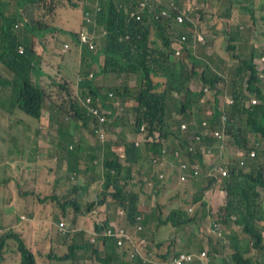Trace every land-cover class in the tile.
<instances>
[{"label":"trees","instance_id":"trees-1","mask_svg":"<svg viewBox=\"0 0 264 264\" xmlns=\"http://www.w3.org/2000/svg\"><path fill=\"white\" fill-rule=\"evenodd\" d=\"M14 1L9 6V0H0V65L4 67V71L0 68V140L10 145V151L6 150L1 155L6 161L2 159L5 175L0 180V187L9 181L13 169L24 171V189L21 194L43 203L40 210L33 206L25 214L28 217L40 215L44 213L43 207L47 202L56 201L65 194V182L80 173V161L86 159V150L82 146L90 150L93 146L80 142L83 133L98 138L100 131L107 133L120 126L110 132L112 136V133L124 127L134 128L143 123L151 140L141 147L127 144L125 148L138 162V174L131 179V185H136L141 178L143 181L155 179L157 165L161 161V140L168 131H172L173 126H178L179 121L186 119L190 124L189 134L178 136L182 138L181 148L188 153L192 167L200 169L192 202L201 201L204 205L202 218L206 215L204 210L207 207L202 198L204 192L208 190L218 198L217 210H211L212 205L209 210L210 220L218 226L216 244L212 243L214 237L211 232L206 235L212 240L209 245L214 248L216 256L221 257V263L217 264H263L264 190H258L264 189V88L258 86L263 79L251 58L240 59L238 54L244 46L240 36L231 29L224 30L227 20L224 18L231 17L230 10L223 13L225 7H222L220 0H200L209 1L212 7H217L214 13H202L204 19L211 16L213 21L205 33L202 21L195 25L189 20H176L181 14L180 5L184 0ZM94 2L95 6L92 5ZM191 5L196 6V1ZM115 7L132 15L144 24L143 28L136 29L133 24L126 26L125 16L117 12ZM104 8L107 10V24L112 25L105 44L106 64L121 69L125 75L134 73L137 84L132 90L125 87L123 93L116 92L115 85L102 87V91L99 88L98 99L97 91L93 90L92 106L97 109V114L87 115L82 103L77 100L73 102L70 92H61L57 81L58 67L67 66L60 60L65 55L61 51L65 41L61 33L66 32L73 39L76 37V31L61 22L58 9L68 10L69 14L75 16L69 26L82 29L87 25L84 17L87 10L91 11L92 19L100 25L101 15L98 20L97 12ZM246 23L264 34L263 22L249 19ZM124 30L136 33L140 40L134 43L120 41L119 35ZM149 30L153 47L147 45ZM25 32L30 33L29 39L25 38ZM20 46L22 52L19 51ZM176 51L179 52L176 56L178 59L173 57ZM199 65H204L203 70L200 71ZM157 77L162 79L158 82ZM192 77H200L202 84L208 85L207 90L203 86L202 91L195 92L189 87L188 82ZM178 79L182 80L181 86L177 84ZM141 82H145V87ZM220 83L223 84L221 88L218 87ZM157 87L163 88L158 90ZM227 90L232 98L231 103L227 101ZM167 94H178L181 105L176 104L179 107L177 113L170 114L167 111ZM131 100L136 101L137 106L132 112H128V109L123 112V107L127 108ZM45 114L48 115V125L57 124L53 128L57 129V138L50 144L41 143L44 134L40 123ZM99 116L103 117V122ZM217 117L221 118L225 131L222 137L225 141L229 138L226 145L231 147L227 160L219 164L216 161L225 141L214 136L215 129H220L213 122ZM205 126L209 135L204 144L190 151L183 137L190 135L194 138ZM135 131L140 132V129ZM97 145H101V141ZM106 147L111 153L109 141ZM208 148H211L210 153ZM253 151L256 153L252 155ZM8 153L16 156L14 166L7 163ZM242 160L245 161L244 165H240ZM208 163L211 173H206L205 165ZM40 167L47 168L44 175L40 174ZM222 170H227L228 174L221 176ZM63 180L65 184L60 186ZM40 186L46 190H40ZM159 195L156 187L140 188L142 201L150 207L145 220L156 225L164 223L165 204ZM136 199V195L130 197L132 214L135 212ZM4 203V196L0 194L1 221L8 225L3 216L6 212L3 210ZM10 208L11 204L7 206V209ZM18 211L14 225L22 228L30 220L23 219ZM200 211L187 216L184 211L173 209V213L171 210L168 216L177 225L176 229L186 232L191 229V225L203 226V223H196ZM211 226L214 227L213 224ZM5 239H13V243L11 253L0 251V264H75L65 253L48 248L39 232L27 238L23 230L8 231L0 237V249ZM180 239V236H175L165 244L164 250L168 255L176 257L177 250L183 252L184 248L191 251L203 247V239L192 241L190 238L184 248L179 247L182 244ZM77 244V249L83 251L97 249L102 244L105 249L116 253V242L111 237L97 236V247L83 237ZM148 248V260L138 264H162L160 257L167 259V254H161L158 239L153 238ZM99 259L107 262L104 257L100 256Z\"/></svg>","mask_w":264,"mask_h":264},{"label":"clouds","instance_id":"clouds-1","mask_svg":"<svg viewBox=\"0 0 264 264\" xmlns=\"http://www.w3.org/2000/svg\"><path fill=\"white\" fill-rule=\"evenodd\" d=\"M226 1H231L232 5L230 8L231 17L224 22V30L231 29L233 33H237L240 36L244 44L242 52L238 54L240 59L251 58L253 60L252 63L255 65L256 69H258L257 73L262 77V71H264V68H261L264 67V34L256 31L253 26L248 25L246 22L249 19H254L264 23V0H220L223 4L222 7H225L224 3ZM14 3V0H9V6H12ZM92 5L95 6L96 3L94 2ZM210 6L212 7V5ZM115 8L117 12L125 16L126 26L128 24H133L136 29L143 28L144 24L132 15L125 13L119 7ZM212 8L217 10V7ZM106 11V8L98 9L97 19L99 20L101 15L100 25H97L95 20L92 19L91 11L89 10H87L84 15L87 25L83 26L82 29L68 25L67 28H73L76 31V37L73 39L67 33L68 37L64 39L65 41L61 47V51L65 55L60 57V60L67 63V66L58 67L57 81L60 85V90L64 94L70 92V97L73 102L74 100H77L79 103H82V107L85 108L87 115L94 112V114H97V109H94L92 106L93 97L91 96V92L93 90L97 91L96 99H98L100 97L99 88H101L102 91V87L115 85L116 92L123 93L125 87L132 90L137 84L136 79L133 84H130V81L136 78L134 73L125 75L121 69L106 64L105 44L112 27V25L107 24L105 16ZM164 12L165 11H163V13ZM189 14H191V12ZM182 16L184 18L189 17V15ZM176 20H178V17ZM184 21L185 20L181 22ZM235 21H239L238 26L233 24ZM116 23L117 20L113 23V26L116 25ZM26 33L27 32H25L24 36L29 39L30 33H27L28 35H26ZM151 37L152 35L149 30V40L147 42L149 47H153ZM119 40L134 43L140 40V36L136 33L132 34L128 30H124L120 33ZM19 51H23L22 46L19 47ZM178 54L179 52L176 51L173 57L175 58ZM70 56H72L73 59L68 61L67 57ZM105 70L108 72H105ZM72 72L76 74L74 83H70L69 81V75ZM111 78L114 80L120 78V82H107V80ZM161 79L162 78L157 77L158 82ZM189 82L190 87L195 92L202 91L196 87V85H198L197 78L192 77ZM141 85L145 87V82H141ZM163 87H157V89L160 90ZM207 88L208 85H205L204 90H207ZM167 95L178 98V94ZM227 101L231 103L232 98L227 99ZM136 106L137 102L131 100L127 108L123 107V112H127V109L128 112H132ZM165 107L167 109L166 102ZM167 111L170 114L174 113L168 109ZM123 112L118 113L122 114ZM99 119L102 122L104 121L102 116H99ZM177 120L179 119L177 118ZM179 122L180 124L178 126H173L172 131H168L165 138L161 140V161L158 162L155 179L143 181L141 178L140 180H137L136 185H131V179L138 174V162L136 163V160L130 156V153L126 151L125 148L127 144H135L136 146L141 147V145L146 143L147 140H151V138L148 139V130L143 123L138 127H134L135 130L138 128L140 129V132L134 131L135 135L132 134L130 130L133 127H124L115 134L112 133V136L110 135V132L119 129L120 126L112 128L111 131H108L107 133L100 131L98 138L89 134L96 138V144H93L91 150L87 146H82L86 150L84 152L87 155H85L86 159L80 161L82 164L80 173L72 177L71 181L65 182V194L56 201L47 202L43 207L44 213L36 215L34 219H30V217L25 214H20V212H18L19 215L23 219L27 218L30 221L34 220L38 224L36 231L45 238L46 246L50 249H54L56 252L65 253L69 257V260L75 264L144 263V261L148 260V255L146 253L149 249L148 247L152 244L153 238L160 241L161 254H167L164 250V246L169 240H173L175 236H180L181 239L179 241L186 243L187 239L190 238L196 228H200L204 233V249L202 248L197 253H195L194 250L183 252L177 250L176 257H172L168 254L167 259L160 257L162 264H203L200 258L202 252L206 253L208 258L207 264L221 263L218 261L221 257L216 256L214 248L212 249L211 245H209L210 242L206 241L208 238L206 235L210 232L209 228H213L211 224L217 226V224H214L210 220L209 210L211 205L209 202L206 203L207 207L204 210L206 215L202 218V207L204 205L201 204V201L192 202L191 200L193 204L199 203L195 212L201 210L197 215L199 220H197L196 223L210 221L208 223L209 225L205 227L204 224L203 226L191 225L189 231H179L176 229L177 225L171 222V218L169 220V212L172 210L173 213V209H180L184 211L187 216H192L195 212L192 215H189L180 206L172 207L168 210L169 205L164 201V223L162 225H156L155 222L145 220V215L149 212L150 207L146 205L140 197L141 186L145 189L156 187L161 193L165 188L164 186L172 181H176L178 186L186 185L191 182H193L194 186L197 185L195 180L200 174V169L192 167V163L188 158V153L181 148L180 143L182 138L178 136V134H181L182 136L185 133L189 134L190 124L186 119H182ZM48 124L49 119L46 125ZM48 126H57V124ZM218 127L221 130L216 128L215 131H219L224 135L225 131L222 129L223 126L218 125ZM205 128L206 126L201 128V130L195 134L194 138L190 137V135L183 137L185 143L189 144L190 151H192L193 148L204 144L206 137L209 135ZM128 134L134 135V137L129 138ZM214 136H216L215 133ZM56 138L52 140H56ZM97 140L101 141V145H97ZM108 141L110 142L109 149L111 153L108 152L106 147ZM90 143L92 144V142ZM2 146L4 147H1L2 152L5 153L6 150L10 151L4 145ZM207 151L210 153L211 148H208ZM252 153L255 154L256 152L253 151ZM244 164L245 161L242 160L240 165ZM208 166L211 165L209 164ZM161 170H166L167 172L160 173ZM195 170H197V173H195ZM94 182H98V185L96 186ZM179 183L181 185H179ZM258 190L263 191L264 189ZM206 191L202 195L205 202L207 200L204 198ZM132 195L137 196L135 212L133 214L130 212V197ZM195 195L196 191L193 197ZM5 215H7V212L3 213V216ZM83 216H88L93 220V227L88 230L87 235L84 233V230L79 231L75 228L78 217ZM124 220L125 224H123ZM14 229L18 232L22 231L20 228H16V225L14 224L10 226L4 224L1 221L0 216V237L6 232L13 231ZM167 231L169 233L168 237L165 236ZM80 232L83 234L82 236ZM157 234L160 238L157 237ZM76 235L83 237V239H89L93 244H96L97 236L102 235L111 237L116 242V253L105 249L102 244H99L97 249L95 248L89 251L77 249V241H80V239L76 241ZM12 243L13 239H5L4 245L0 251L11 253ZM184 249L186 250V248ZM100 256L106 258L107 262L101 261L99 259ZM155 256L157 257L156 254Z\"/></svg>","mask_w":264,"mask_h":264},{"label":"rangeland","instance_id":"rangeland-1","mask_svg":"<svg viewBox=\"0 0 264 264\" xmlns=\"http://www.w3.org/2000/svg\"><path fill=\"white\" fill-rule=\"evenodd\" d=\"M195 1H196V6L192 7L191 4H193V2H195ZM199 1L200 0H184L183 4L180 5L181 6L180 11H181V14L184 15V16H188L189 13L191 12L189 17H185L184 20H189V21L193 22L195 25L196 24H200V23L203 22L204 29L206 30L205 33H207V31H209L208 29H210L208 27L211 25V23L213 21H212V17L211 16H209V18L206 17L204 19L202 17V13L204 11H208L209 13L210 12L214 13L216 10H215V8H212L210 6V2L209 1L208 2H203V1L199 2ZM224 4H225V9H224L223 13L227 12L228 10H230L232 2L231 1H226ZM223 8H224V6H223ZM220 11H222V10H220ZM58 14H59V17L61 18V22H63V24L66 27H68L69 22L75 18V16L73 14H69L68 10H64V9H58ZM229 18L230 17L227 16V17L224 18V20L229 19ZM218 20L219 19L216 18L217 22H218ZM56 23H58V21ZM233 24H235V26H238L239 25V21H235ZM189 29L191 30V28H189ZM26 35H28V34L26 33ZM61 37H63L65 39V38L68 37V34L63 32V33H61ZM176 56H175V58L178 59L179 57H176ZM72 59H73L72 56L67 57L68 61H70ZM203 67H204V65L202 67H200V65H199L200 71L203 70ZM0 68H1V70L4 71V67L2 65H0ZM262 73H263V76L261 78L263 80L259 81V85L258 86H260L261 88H264V71H262ZM75 78H76V74L72 72L69 75L70 83H74ZM134 81H135V78L130 81V84H133ZM107 82L119 83L120 82V78L117 79V80H114V79L111 78V79L107 80ZM177 84L181 86L182 80L178 79L177 80ZM198 85H196V87L199 88L200 90L204 86L202 84L201 80H200V77L198 78ZM188 86L190 87L189 82H188ZM222 86H223V84H219L218 87L221 88ZM227 95H228L227 99H230L231 96H230L229 90H227ZM165 102H166L167 109L169 111L177 113L176 110H179V107L176 104L181 105V102L176 97L174 98L173 96L167 95V100ZM47 122H48V115L45 114L42 117V124H43V126H42V134H44L45 138H44L43 135L41 136V140L43 138L41 143H45V144H49L52 139L56 138V130H57V129H53L54 127H57V126H48V125H46ZM213 122L218 124V125H220V126H223L221 118H219V117H217ZM49 127H52V128H49ZM130 130H131L132 134L135 133L134 132L135 131L134 128H131ZM134 135H129L128 134V137L129 138H133ZM220 139L222 140V142L225 141L224 137H221ZM228 139L229 138H227V140L225 141V145H224V147H223V149L221 151V155L220 156L218 155L219 157L217 158V161H216L217 164H219L220 162H225L227 160V157H228V154H229L228 151L231 152V147L229 146V144H228V146L226 145ZM80 142L82 144H86V143H90V142H92V144H96V138L93 137V136H90L88 133H83L80 136ZM97 142L100 143L99 140H97ZM2 145H4L7 149H9V147H10V145H5L0 140V180H2L4 175H5L3 160L6 161V159L1 158V155L4 153V152H2V148H1V147H3ZM42 147H44V146L42 145ZM228 147H230L229 150L227 149ZM41 156H46V155H42L41 154ZM185 161H187V160H185ZM7 162H8V165H14L16 163V156L13 155V154H8L7 155ZM208 165L209 164L205 165L206 173H211L210 166H208ZM34 168H35V164L33 163L32 164V169H34ZM46 169H47L46 167H40V174L44 175L45 172H46ZM161 172H167V171L166 170H161L160 173ZM9 176L11 177L9 179V181L4 186L0 187V194H2L4 196V199H5L4 209L3 210H5L7 212V215H5L4 218L6 220V223L10 226V225L14 224L15 216H16V213H17V211L19 209L20 210L18 212H20V214H25V212L30 210L33 206L36 207L37 210H40L43 203H39L36 199H33L32 197L25 198L21 194V190L24 189L23 188L24 171H21L20 168L19 169H13ZM41 181H42V179H40V182ZM64 182H65V180L62 181V184L60 186H64ZM94 184L97 186L98 182H94ZM179 185H181V184L179 183ZM164 187H165L164 190L160 193L159 196L163 199L164 202H166V204L169 205L168 206V210L171 209L172 207L180 206L189 215H192L197 210V207H198L199 203L193 204L191 202V200L193 198V195H194V193L196 191L193 182L188 183L186 185L178 186L176 181H172V182H169ZM39 189L42 190V191L46 190L42 186H40ZM204 198L207 199L206 203L209 202L210 205L213 206V209L210 208L211 210H217L216 207H217L218 198H217V196L215 194H212V193L210 194L209 191H206V194H205ZM10 204H11V208L7 209V206L10 205ZM190 208H192V209H190ZM25 215L28 216L27 214H25ZM30 219H34V217H30ZM208 223H209V221H205L203 223L204 227L208 226L209 225ZM123 224H125V220L123 221ZM37 226H38V224L34 220L33 221L31 220V221L25 223L24 226H22V228L21 227H18V228H20L21 230L26 232L27 238H32V237H34L36 235ZM92 227H93V220L91 218H89L88 216L78 217V220H77L76 225H75V228L77 230H79V231L80 230H84V233L87 235L88 230L91 229ZM209 231L213 234L214 240H213L212 243L215 245L216 244L215 236L219 234V232L217 230V226L215 225L213 228H209ZM165 236L166 237L169 236L168 231L165 234ZM157 237L160 238L158 236V234H157ZM203 238H204V233H203V231L200 228H196L194 233L191 234V236H190V239L192 241L203 239ZM79 239H80V236L76 235L75 236V240L77 241ZM206 241H212V240L207 238ZM224 244L225 245L227 244V240L224 241ZM184 245H185V242L182 243L181 247L184 248ZM204 247H205V245L203 244V247L201 246V247L196 248L194 250V252L197 253L202 248L204 249ZM185 251H187V250H185ZM218 261L221 262V259H218ZM262 263L264 264V256L262 258Z\"/></svg>","mask_w":264,"mask_h":264},{"label":"built area","instance_id":"built-area-1","mask_svg":"<svg viewBox=\"0 0 264 264\" xmlns=\"http://www.w3.org/2000/svg\"><path fill=\"white\" fill-rule=\"evenodd\" d=\"M183 19H184V17H183L181 14L178 15V20H179V21H182ZM177 52H178V51H177ZM214 133H215V135L218 136V137H222V136H223V134H222L221 132H219V131H215ZM252 154H253V153H252ZM195 173H197V170H195ZM227 174H228V171H227V170H222V172H221V175H222V176H223V175H227ZM200 258H201L203 264H207V263H208V258H207V256H206V253H205V252H202V253H201Z\"/></svg>","mask_w":264,"mask_h":264}]
</instances>
